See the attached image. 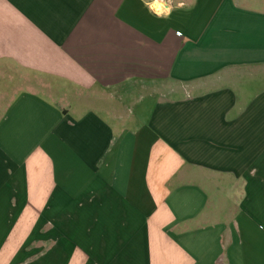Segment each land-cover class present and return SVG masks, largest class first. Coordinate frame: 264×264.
I'll use <instances>...</instances> for the list:
<instances>
[{"label":"crops","instance_id":"0c3cea01","mask_svg":"<svg viewBox=\"0 0 264 264\" xmlns=\"http://www.w3.org/2000/svg\"><path fill=\"white\" fill-rule=\"evenodd\" d=\"M0 264H264V0H0Z\"/></svg>","mask_w":264,"mask_h":264},{"label":"rangeland","instance_id":"374dc122","mask_svg":"<svg viewBox=\"0 0 264 264\" xmlns=\"http://www.w3.org/2000/svg\"><path fill=\"white\" fill-rule=\"evenodd\" d=\"M177 1V0H176Z\"/></svg>","mask_w":264,"mask_h":264}]
</instances>
